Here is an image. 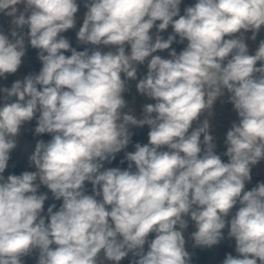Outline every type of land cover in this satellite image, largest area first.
<instances>
[{
	"label": "clouds",
	"instance_id": "obj_1",
	"mask_svg": "<svg viewBox=\"0 0 264 264\" xmlns=\"http://www.w3.org/2000/svg\"><path fill=\"white\" fill-rule=\"evenodd\" d=\"M181 3L85 0L76 37L93 47L77 51L61 35L76 27L77 0H0L12 18L9 33L0 31V78L18 71L29 46L42 64L0 89V264H24L34 253L36 264H120L129 253L131 264H190V221L198 247L218 245L228 229L239 255L222 264H264V182L245 190L264 160V40L249 54L244 35L255 40L264 27V0H196L183 15ZM177 37L187 41L182 51L154 55ZM133 80L154 101L142 118L125 111ZM225 91L239 118L226 133L227 162L210 134ZM33 119L35 135L51 139L35 144V171L5 178L21 127ZM145 125L148 142L125 152L128 167L104 168L131 143L130 127ZM41 185L62 200L46 215Z\"/></svg>",
	"mask_w": 264,
	"mask_h": 264
},
{
	"label": "crops",
	"instance_id": "obj_2",
	"mask_svg": "<svg viewBox=\"0 0 264 264\" xmlns=\"http://www.w3.org/2000/svg\"><path fill=\"white\" fill-rule=\"evenodd\" d=\"M77 3L79 5L78 12L76 14L77 16V23L76 27L73 29L68 30L65 33H62L65 38H67L70 41V44L73 48H76L77 51H83L85 48L91 49L93 46L91 45H82L78 43L76 33L79 30V27L82 25L83 16L87 9L85 8V0H77ZM191 5V0H182V3L180 5V14L183 15L184 9L187 6ZM18 9L21 11L24 8V5H18ZM11 17H8L2 13H0V31H3L5 34L9 33L10 30V21ZM159 23V21H157ZM155 29L152 30V34L155 35ZM172 28L169 26V28L160 33V35L167 39L168 35L172 34ZM245 35V42L249 49V54H254L255 51L258 49L259 43L261 40H264V27L261 28L259 33L256 35V39L252 40V32L248 31L244 33ZM187 41L184 43L179 42V37H177V42H174L171 45V48L164 51H158L154 53V55H160L162 58H170L169 52L171 49H175L177 53L183 50L184 47H186ZM103 51H107L108 49L106 47H102ZM65 55H71L70 52H66ZM42 67L41 62L38 59V50L33 48H27L25 57L22 58V64L18 71L15 74H6L7 78H0V89H3L5 87H8L10 82H15L16 80H23L25 76L30 74H37ZM147 72V62L145 64H138V79L142 78L144 75H146ZM130 82L129 81V90L124 94V99L127 102V108L125 111H131L132 114L136 115L137 118H142L143 116V106L148 103H154L153 100L148 99L146 96L141 95L136 90V83L138 81L133 80V87L130 88ZM228 96L229 94L227 91H225V94L220 97L214 104L213 110H212V116L210 118V134L213 136V142L216 145L215 152L216 154L221 156V159L223 162L228 161V157L224 155L226 151V133L231 128V125L234 122H238V116L237 113L234 111L233 105L228 102ZM3 103V93L0 92V106H2ZM38 115V114H37ZM204 117H201V120ZM36 119H33L31 122H26L20 130V135L16 138L17 140V146L12 152L10 153V160L8 162V166L6 168L5 173L3 174L5 178L10 174H17V172L20 171V173L24 171H35V168L30 164L29 162V156L34 152L35 144L39 140H44L45 142L49 141L51 139V136L49 134H41V135H35L34 129L36 127ZM194 125L193 127H195ZM149 129L147 125L143 127H130V131L133 133L131 138V143L128 145V147L118 153L116 157H124L125 152H131L135 150V144H145L147 143L145 131ZM203 137H201L202 139ZM167 150V149H164ZM25 161L27 165L24 168H21L19 166L20 163ZM259 170L264 172V160H261L259 163ZM121 168V165L119 163H109L107 161L104 162V168ZM255 172L254 169L251 170L252 173ZM246 188L249 190L250 185L249 182L246 183ZM92 185L89 182H86L85 189L91 188ZM41 190H45V193L48 194V200L45 201V215L47 213V208L55 204L56 209L58 210L61 201L55 200L49 190L41 185L39 188V193H41ZM191 228L193 231H195L194 226L191 225V221L189 222V228L187 229V239L190 242L191 239H189L190 234L193 232L191 231ZM228 229L225 228L223 230L224 239L221 240V242L218 245H214L211 248L207 247H198L194 245H189L186 247V250L191 255V262L190 264H222V261L225 259L227 254H232L234 257L238 256L239 254L235 252V241L233 238H229L227 235ZM155 234L149 235V240L154 239ZM145 251H147V244L145 245ZM136 259L132 256L131 253H129L128 257L124 258L122 260V264H131V261ZM24 264H30L25 258H23ZM105 264H112V262L105 261Z\"/></svg>",
	"mask_w": 264,
	"mask_h": 264
},
{
	"label": "built area",
	"instance_id": "obj_3",
	"mask_svg": "<svg viewBox=\"0 0 264 264\" xmlns=\"http://www.w3.org/2000/svg\"><path fill=\"white\" fill-rule=\"evenodd\" d=\"M196 3V0H191V5H194ZM190 5V6H191ZM184 14V13H183ZM30 48V46L28 47ZM158 52V51H157ZM260 66V62L257 63V67ZM137 68H138V65H137ZM133 87V82L131 81L130 82V88ZM137 116V114L135 115ZM150 129H147L145 131V135H146V139L148 141V137H147V133ZM252 169L255 170V172L252 173L251 175V181L249 182V185H250V188L252 189L253 187H255L258 183L260 182H264V172L260 171L259 170V165H255L252 167ZM41 193H45V190H41ZM86 193L87 194H92V187L87 189L86 190ZM192 225V223H191ZM193 226V225H192ZM190 244L191 245H194L193 244V241L190 240ZM30 264H36V254L34 253L32 256H29V257H24ZM120 264H122V261L120 262Z\"/></svg>",
	"mask_w": 264,
	"mask_h": 264
},
{
	"label": "water",
	"instance_id": "obj_4",
	"mask_svg": "<svg viewBox=\"0 0 264 264\" xmlns=\"http://www.w3.org/2000/svg\"><path fill=\"white\" fill-rule=\"evenodd\" d=\"M109 163H119L121 165L122 170L123 169H126L128 167V162L124 159V157H115V159L114 160H111V162H109ZM133 170H135L134 167H133ZM246 187L247 186H245V190H248ZM249 190H251V188H249ZM238 207H239V205H237L236 207L233 208V210H232V214L233 215H234L235 211L238 209ZM230 218H231V216L228 217V219H230ZM191 231H193L192 228H191ZM185 238L187 240V243H186V247H187V246L190 245V242L187 239V232H185Z\"/></svg>",
	"mask_w": 264,
	"mask_h": 264
},
{
	"label": "trees",
	"instance_id": "obj_5",
	"mask_svg": "<svg viewBox=\"0 0 264 264\" xmlns=\"http://www.w3.org/2000/svg\"><path fill=\"white\" fill-rule=\"evenodd\" d=\"M12 84H13V82H10L7 88H10ZM13 99H15V98H13ZM26 165H27V163L25 161H23L22 163L19 164V166H21V168H24ZM20 174L21 173L19 171V172H17L16 175H20Z\"/></svg>",
	"mask_w": 264,
	"mask_h": 264
}]
</instances>
